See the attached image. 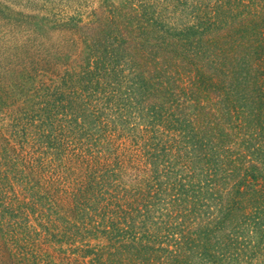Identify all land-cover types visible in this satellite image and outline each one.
<instances>
[{"label": "trees", "instance_id": "16d2710c", "mask_svg": "<svg viewBox=\"0 0 264 264\" xmlns=\"http://www.w3.org/2000/svg\"><path fill=\"white\" fill-rule=\"evenodd\" d=\"M53 22L59 67L2 65L0 264H264V0Z\"/></svg>", "mask_w": 264, "mask_h": 264}, {"label": "rangeland", "instance_id": "374dc122", "mask_svg": "<svg viewBox=\"0 0 264 264\" xmlns=\"http://www.w3.org/2000/svg\"><path fill=\"white\" fill-rule=\"evenodd\" d=\"M103 1L0 0V85L4 83L3 79L9 80L2 65L6 61L7 51H11L13 47H20L24 50L20 54V64L30 68L33 66L34 72L38 73L36 69H40V67L46 69L49 66V70L59 67V55L63 52H73L75 48L72 37L66 31L55 28L53 20L60 19L64 22L68 18H80L86 23L92 17L93 11L98 9ZM108 1L117 4L123 0ZM23 17L28 19V22L34 21L43 25H39L35 29L31 23H28L29 26L26 23H20ZM37 79H40V73ZM25 87L27 88L28 85ZM20 89H23V85L20 86ZM22 91L28 93L26 89ZM16 98L17 101L19 100L20 106L26 103L28 96L22 95L19 98L16 96ZM12 107L13 105H10L6 113L11 111ZM2 116H4V120H0V125L5 126L10 121L7 120L8 116L5 113Z\"/></svg>", "mask_w": 264, "mask_h": 264}]
</instances>
